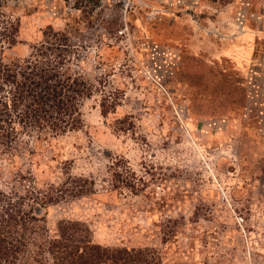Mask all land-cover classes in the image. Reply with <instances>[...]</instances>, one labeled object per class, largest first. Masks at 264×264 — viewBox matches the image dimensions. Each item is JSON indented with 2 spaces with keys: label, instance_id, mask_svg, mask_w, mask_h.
<instances>
[{
  "label": "rangeland",
  "instance_id": "1",
  "mask_svg": "<svg viewBox=\"0 0 264 264\" xmlns=\"http://www.w3.org/2000/svg\"><path fill=\"white\" fill-rule=\"evenodd\" d=\"M84 4L0 6V32L14 39L7 45L0 33L3 59L61 38L94 87L79 128L30 154L0 155V189L18 174L53 192L65 172L93 182L43 207L14 264H50L41 251L62 219L84 222L101 245L151 248L160 264H264V0H97L90 12ZM103 95L116 102L105 115ZM115 160L136 191L119 182L123 170L113 175Z\"/></svg>",
  "mask_w": 264,
  "mask_h": 264
},
{
  "label": "trees",
  "instance_id": "2",
  "mask_svg": "<svg viewBox=\"0 0 264 264\" xmlns=\"http://www.w3.org/2000/svg\"><path fill=\"white\" fill-rule=\"evenodd\" d=\"M4 1L0 0V6ZM96 1L85 0L82 11L90 12ZM8 25L4 23L1 31ZM12 32L9 36L0 32L7 35V45L14 43ZM72 46L51 36L32 43L22 58L3 59L0 50V155L30 154L33 144L80 127L79 107L91 97L94 87L81 72L82 59L74 63L69 60ZM114 104V98L101 96V114L113 109ZM113 166V175L121 176L122 170L126 174L122 180L118 178L123 187L131 193L136 191L137 184L132 174L126 173L125 162L115 160ZM65 174L58 190L54 188L56 192L51 183L43 189L35 187L31 178H27L33 184L30 188L20 184L26 178L21 174L16 177L18 186L0 189V264H14L24 256L34 232L33 223L47 203L90 191L91 179ZM41 252L50 264H160L151 248L94 242L89 227L78 220H59Z\"/></svg>",
  "mask_w": 264,
  "mask_h": 264
}]
</instances>
